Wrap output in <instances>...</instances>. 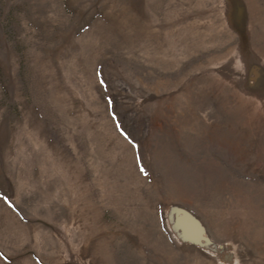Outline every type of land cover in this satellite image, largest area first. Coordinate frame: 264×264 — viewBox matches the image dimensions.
<instances>
[{"label":"rangeland","instance_id":"rangeland-1","mask_svg":"<svg viewBox=\"0 0 264 264\" xmlns=\"http://www.w3.org/2000/svg\"><path fill=\"white\" fill-rule=\"evenodd\" d=\"M0 264H264V0H0Z\"/></svg>","mask_w":264,"mask_h":264},{"label":"bare ground","instance_id":"bare-ground-1","mask_svg":"<svg viewBox=\"0 0 264 264\" xmlns=\"http://www.w3.org/2000/svg\"><path fill=\"white\" fill-rule=\"evenodd\" d=\"M166 219L169 230L176 237L185 240V242L194 240L197 242V244L201 243L199 232H196L194 225L189 221L188 218H186L185 214L182 211L176 208H172L168 211ZM187 239L192 240L188 241ZM196 242L194 243V245L196 244Z\"/></svg>","mask_w":264,"mask_h":264}]
</instances>
